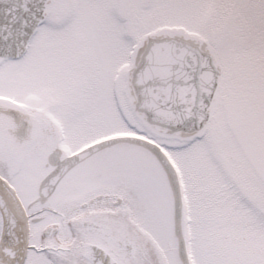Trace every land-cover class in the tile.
<instances>
[{"label": "snow or ice", "instance_id": "1", "mask_svg": "<svg viewBox=\"0 0 264 264\" xmlns=\"http://www.w3.org/2000/svg\"><path fill=\"white\" fill-rule=\"evenodd\" d=\"M0 264H264V0H0Z\"/></svg>", "mask_w": 264, "mask_h": 264}]
</instances>
